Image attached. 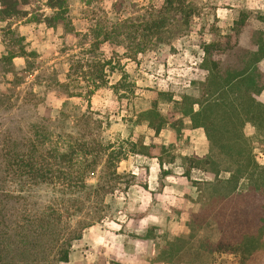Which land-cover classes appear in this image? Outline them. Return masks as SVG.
<instances>
[{"label":"trees","instance_id":"trees-1","mask_svg":"<svg viewBox=\"0 0 264 264\" xmlns=\"http://www.w3.org/2000/svg\"><path fill=\"white\" fill-rule=\"evenodd\" d=\"M68 1L0 0V21L29 15V22L51 28L60 25L77 36ZM176 1L163 0L164 9H173ZM33 3L49 12L29 13L23 8ZM96 25V29L90 28L94 47L111 39L106 26ZM8 26L10 40L0 57V68L11 76V96L0 94V108L9 112L28 104V95L21 96V85L26 82L34 51H28L24 37ZM244 26L245 18L240 17L229 33L202 44L201 68L206 76L199 97L182 94L175 100L178 110L166 113L153 101L135 119L155 134L166 126L179 134L184 127L181 117L188 118L190 128L203 129L208 151L202 156H183L188 161L183 175L191 180L195 169L213 175L211 180H191L210 214L201 217L196 229L188 222L186 235L194 238L197 229L213 226L215 238L204 237L199 247L205 253L231 255L220 264H264V163L255 159L253 141L244 133V125L251 123L264 138V98H260L264 69L259 66L264 58V31ZM17 56L25 59L21 69L13 62ZM98 66L97 73L105 76L104 63ZM95 78L84 86L71 85L78 78L69 72L68 82L56 80L66 99L54 116H35L27 123L19 118L0 120V264L68 262L74 241L107 215L106 195L127 190L132 184V179H123L117 171V162L127 154H140L156 158L162 167L164 160L154 142L145 143L138 136L124 146L103 138L98 130L102 120L90 107V97L98 86ZM71 97L82 98L85 108L71 104ZM224 157L226 166L222 168ZM174 159L172 155L168 162ZM222 170L228 174L220 176ZM206 209H200L203 215Z\"/></svg>","mask_w":264,"mask_h":264},{"label":"rangeland","instance_id":"rangeland-1","mask_svg":"<svg viewBox=\"0 0 264 264\" xmlns=\"http://www.w3.org/2000/svg\"><path fill=\"white\" fill-rule=\"evenodd\" d=\"M39 6L33 3L23 8L29 13L49 12L43 6L38 10ZM163 6V0H69L68 15L77 36L66 33L60 25L51 28L29 22V15L0 21V57L10 40L8 25L24 37L25 48L34 51L26 82L21 85V96L28 95V104L9 112L0 108V120L19 118L27 123L35 116H54L66 99L56 80L68 82L69 72L78 78V82H69L71 85L84 86L96 77L98 86L90 97V107L102 120L98 130L103 138L126 146L128 140L140 136L145 143L154 142L164 160L160 167L156 158L127 154L117 162V171L123 179H132V184L127 190L106 195L107 215L84 229L82 239L74 241L69 260L63 264H96L105 257L106 247L118 250L115 245L123 240L140 249L155 248L153 260L170 264H220L231 257L205 253L199 247L204 237L215 238L211 225L197 229L194 238L186 235L188 222L196 229L201 217L210 214L191 180H211L213 175L197 169L191 171V180L183 175L188 163L183 156L208 150L203 129L192 130L188 118L181 117L184 127L179 134L169 126L155 134L135 119L136 113L153 101L166 113L178 110L175 100L182 94L199 97L206 76L201 68L202 44L229 33L240 17L245 18L244 29L264 31V0H177L169 11ZM97 23L107 27L111 39L94 47L90 28L96 29ZM13 62L17 69L25 66L21 56ZM102 63L105 76L97 73ZM259 66L264 69V58ZM10 79L0 68V94H11ZM170 96L172 100H168ZM260 98H264V91ZM68 101L85 108L80 97ZM244 133L253 141L255 159L263 164L264 138L251 123L244 125ZM172 155L174 161L168 162ZM222 159L224 168L227 159ZM162 170L170 173L164 175ZM227 174L222 170L220 176ZM206 207L203 215L200 209ZM109 262L106 260L112 264Z\"/></svg>","mask_w":264,"mask_h":264},{"label":"crops","instance_id":"crops-1","mask_svg":"<svg viewBox=\"0 0 264 264\" xmlns=\"http://www.w3.org/2000/svg\"><path fill=\"white\" fill-rule=\"evenodd\" d=\"M194 130V128H191ZM208 150L198 154V152H195V155L202 156L207 153ZM84 234H82L83 237ZM82 237L79 239L81 240ZM127 243V244H126ZM131 243V244H130ZM117 245V244H116ZM115 247L118 249H114V246H108L106 247L107 250H104L103 253L105 257L102 259H98L96 264L98 263H106V260L116 261L124 264H170L169 262L165 261H160V260H153L154 257L156 256V249L153 247H147L145 249H140L135 246L134 242H128L123 240L121 244ZM113 248V250H112ZM145 250V251H144ZM107 255V256H106ZM109 262V263H110ZM184 264H189V263H184Z\"/></svg>","mask_w":264,"mask_h":264}]
</instances>
